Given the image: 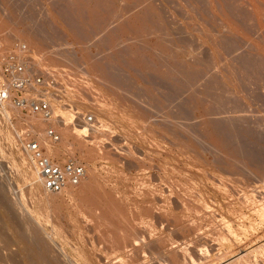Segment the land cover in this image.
I'll use <instances>...</instances> for the list:
<instances>
[{
    "label": "rangeland",
    "instance_id": "rangeland-1",
    "mask_svg": "<svg viewBox=\"0 0 264 264\" xmlns=\"http://www.w3.org/2000/svg\"><path fill=\"white\" fill-rule=\"evenodd\" d=\"M97 1L0 0V22L19 35L17 44L29 41L30 61L42 63L30 74L53 75L55 89L46 98L56 129L70 126L76 144L69 148L77 150L85 139L91 153L85 152L84 162L78 151L66 159L82 161L105 194L113 195L114 218L121 223L92 220L86 212L94 203L80 197L74 204L69 192L47 203L32 198L33 185L24 178L29 171L18 160L25 154L20 136L35 141L25 122L31 113L23 111L0 121L9 135L0 151V189L6 195L0 205L16 214L11 199L23 201L37 221L35 238L44 240L38 247L47 251L46 264H184L170 249L186 251L187 264H264L262 6L253 0L259 6L254 19L237 0H216L214 6L205 0ZM88 10H95L92 22ZM221 18L232 26L231 34ZM101 68L112 86L95 77H107ZM79 113L94 116V123L80 116L77 124ZM3 210L0 264H25ZM17 222L22 229L21 218Z\"/></svg>",
    "mask_w": 264,
    "mask_h": 264
},
{
    "label": "bare ground",
    "instance_id": "bare-ground-1",
    "mask_svg": "<svg viewBox=\"0 0 264 264\" xmlns=\"http://www.w3.org/2000/svg\"><path fill=\"white\" fill-rule=\"evenodd\" d=\"M89 1V3H91L92 2V0H88ZM95 1H97V0H95ZM105 1V0H104ZM107 1V0H106ZM205 1H207L208 2V4L210 5H213L214 3H215V1L216 0H205ZM237 1H239V2H243V3H245V4H242V2L241 3H239L238 5L239 6H241V7H243L244 8V10L247 12V13H249V16H252L254 19H256V18H258L259 19V12H258V8H259V6H256V4H255V1H253V0H237ZM258 1V3L260 4V6H262V8L260 7V9H263L264 10V0H256V2ZM83 2H84V0H83ZM97 2H99V0L97 1ZM111 2V1H110ZM109 2V3H110ZM135 2V1H134ZM218 2V1H217ZM216 2V3H217ZM81 3V2H80ZM85 3H87L86 2V0H85ZM104 3V2H103ZM131 3V2H130ZM188 3V2H187ZM58 4V3H57ZM84 4V3H83ZM99 4V3H98ZM101 4H102V1H101ZM106 4H108V3H106ZM191 4V3H190ZM207 4V3H206ZM221 4V3H220ZM233 4V3H232ZM80 5V4H79ZM86 5V4H85ZM218 5V4H217ZM93 6V5H92ZM97 6V5H96ZM183 6V5H182ZM181 6V7H182ZM208 6V5H207ZM214 6V5H213ZM213 6H211V7H213ZM220 6V5H219ZM85 7V6H84ZM209 7V6H208ZM210 7V8H211ZM222 7V6H221ZM235 7V6H234ZM258 7V8H257ZM93 8V7H92ZM206 8V7H205ZM214 8V7H213ZM227 8V7H226ZM225 8V9H226ZM80 9V8H79ZM87 9H88V7H87ZM87 9H85V10H87ZM145 9V8H144ZM143 9V10H144ZM215 9V8H214ZM218 9V8H217ZM95 10H96V8H95ZM95 10H91L92 11V13L93 12H95ZM211 10V9H210ZM222 11H223V9H221ZM229 10V9H228ZM91 11H87L86 13V15H88V17H89V19L88 20H90L91 21V19H93V17L95 16L94 14H92L91 13ZM145 11H146V9H145ZM144 11V12H145ZM214 11V10H213ZM220 11V10H219ZM260 11V10H259ZM109 12V11H108ZM144 12H142V14L144 13ZM150 12V11H149ZM147 13V14H150V13ZM224 12V11H223ZM264 12V11H263ZM263 12H261V13H263ZM67 13V12H66ZM97 13V12H96ZM111 13V12H110ZM186 13V12H185ZM201 13V12H200ZM208 13H210V12H208ZM211 13H212V15H213V13L214 12H212L211 11ZM245 13V12H244ZM215 14V13H214ZM219 14V13H218ZM224 14H225V12H224ZM224 14H222V15H224ZM228 13H226V15H227ZM77 15V14H76ZM85 15V14H84ZM131 15V14H130ZM139 15V14H138ZM150 15H152V12H151V14ZM221 15V16H222ZM243 15V14H242ZM261 15V14H260ZM263 15V14H262ZM140 16V15H139ZM139 16H136V18H138ZM141 16H146V15H141ZM140 16V17H141ZM153 16V15H152ZM214 17H215V15H213ZM220 16V15H219ZM225 16V15H224ZM87 17V18H88ZM135 17V16H134ZM133 17V18H134ZM139 17V18H140ZM148 17V16H147ZM154 17V16H153ZM213 17V18H214ZM217 17V16H216ZM228 17V16H227ZM235 17V16H234ZM237 17V16H236ZM251 17V18H252ZM124 18V17H123ZM127 18V17H126ZM138 18V19H139ZM160 18V17H159ZM219 18V17H218ZM154 19V18H153ZM227 19V18H226ZM253 19V20H254ZM261 19V18H260ZM128 20H130V19H128ZM140 20V19H139ZM144 20H145V18H144ZM217 20V19H216ZM218 20H220V23L222 24V26L224 27V29L226 30V28H227V30L226 31H229L228 33H230L231 34V31H234L233 30V28H232V26L231 25H228L227 24V22L226 21H224V19L223 18H221V19H218ZM228 20H229V18H228ZM227 20V21H228ZM262 20V24L264 23V21H263V19H261ZM260 20V21H261ZM72 21V20H71ZM89 21V23L91 24V22ZM123 21V20H122ZM122 21H121V23H122ZM124 21H126V20H124ZM131 21V20H130ZM132 21H135V18L132 20ZM141 21H143V20H141ZM155 21V20H154ZM136 22H137V20H136ZM156 22V21H155ZM229 22V21H228ZM255 22H257V20L255 21ZM4 23V22H3ZM3 23H1L0 22V41L2 42V44L4 45V49H3V51H2V53H4V52H8V51H13L14 49H16V52H17V55H18V57L22 60V61H25V63H26V66H27V73L30 75V73L34 70L33 68H35V70H36V68H38V67H40L41 66V64H40V62H38V61H36V62H33V61H30V58L28 59L27 57H26V55L27 56H30V55H28L27 53L29 52V46H30V43H29V41H27L26 40V48H27V50H25V51H23V50H21V48H19L18 47V45H17V43H16V40L18 41L19 39H18V36L19 35H17V33H13V31H7L6 30V28H5V25L3 24ZM128 23V22H127ZM126 23V24H127ZM145 23H147V20L145 21ZM144 23V25L146 26V24ZM150 23V22H149ZM200 23V22H199ZM219 23V24H220ZM230 23V22H229ZM94 25L95 24H97L96 22L95 23H93ZM124 24V23H123ZM129 24V23H128ZM135 24V23H134ZM220 24V25H221ZM236 24V23H235ZM262 24H260V22L258 21V26H257V28L259 29V26H261ZM93 25V26H94ZM97 25H99V24H97ZM131 25V24H130ZM256 25V24H255ZM96 26V25H95ZM143 26V25H142ZM262 26H264V24L262 25ZM77 27H80V26H77ZM149 27V26H148ZM27 28V27H26ZM81 28V27H80ZM211 28V27H210ZM260 28H262V27H260ZM243 29V28H242ZM241 29V30H242ZM263 29V28H262ZM80 30V29H79ZM107 30V29H106ZM130 30V29H129ZM141 30V29H140ZM261 30V29H260ZM146 31V30H145ZM8 32V33H7ZM13 34H12V33ZM18 32V31H17ZM86 32V31H85ZM148 32V31H147ZM225 32V31H224ZM235 32H236V30H235ZM79 33V32H78ZM27 34V33H26ZM25 34V35H26ZM21 35V34H20ZM39 35V34H38ZM135 35V34H134ZM24 36V35H23ZM22 36V37H23ZM75 36V35H74ZM27 37V36H26ZM32 36H30V38H31ZM35 37H37L36 35H35ZM214 37V36H213ZM227 37V36H226ZM225 37V38H226ZM246 37V36H245ZM21 38V37H20ZM30 38H28V39H30ZM82 39V38H81ZM218 39V38H217ZM31 40V39H30ZM226 40V39H225ZM256 40V39H255ZM259 40V39H258ZM25 41V40H24ZM40 40H38V42H39ZM170 41V40H169ZM202 41V40H201ZM260 41V40H259ZM102 42V41H101ZM247 42V41H246ZM32 44V43H31ZM40 44V43H39ZM250 44V43H249ZM17 45V46H16ZM114 46V45H113ZM255 46V45H254ZM154 48V47H153ZM79 49V48H78ZM168 50V49H167ZM57 51V50H56ZM62 51V50H61ZM60 51V52H61ZM59 52V53H60ZM63 52H64V50H63ZM261 52V51H260ZM2 53H0V55L2 54ZM31 53V52H30ZM72 53V52H71ZM127 53H129V52H127ZM133 53V52H132ZM135 53V52H134ZM250 53V52H249ZM32 54H33V52H32ZM54 54H55V52H54ZM130 54V53H129ZM182 54V53H181ZM214 54V53H213ZM222 54V53H221ZM52 55V54H51ZM59 55V54H58ZM65 55V59H68L66 56V54H64ZM130 55H132V54H130ZM134 55V54H133ZM132 55V56H133ZM150 55V54H149ZM53 56V55H52ZM52 56H50L51 58H52ZM91 56H92V54H91ZM163 56H165V55H163ZM166 56H168V55H166ZM194 56V55H193ZM59 58H60V56H58ZM127 56H125V58H126ZM150 57V56H149ZM148 57V58H149ZM152 57V56H151ZM62 58V57H61ZM60 58V59H61ZM122 58V57H121ZM124 58V57H123ZM129 58V57H128ZM131 58V57H130ZM133 58V57H132ZM135 58V57H134ZM263 58H264V56H263ZM255 59V58H254ZM39 60V59H38ZM50 60V59H49ZM53 60V59H52ZM56 60H58V59H56ZM56 60H55V62H56ZM91 60H92V58H91ZM123 60H126V59H123ZM135 61H136V59H135ZM53 62V61H52ZM84 62H85V60H84ZM54 63V62H53ZM52 63V64H53ZM87 63V62H86ZM90 63H91V61H90ZM102 63V62H101ZM130 63V62H129ZM44 64V63H43ZM138 64V63H137ZM58 65H59V63H58ZM77 65V64H76ZM131 66H132V64H130ZM136 65V64H135ZM230 65V64H229ZM48 66H50V65H48ZM47 66V67H48ZM52 66V65H51ZM50 66V67H51ZM104 66V65H103ZM102 66V67H103ZM133 66H134V64H133ZM189 66V65H188ZM191 66V65H190ZM89 67V66H88ZM156 67V66H155ZM198 67V66H197ZM94 68V67H93ZM94 69H96V68H94ZM104 70V68H101V72H100V74H102V73H104L105 74V76H107L108 77V75L106 74L107 72L106 71H104L103 72V70ZM238 69V68H237ZM253 69V68H252ZM45 70H48V69H45ZM71 70V69H70ZM88 70L89 69H87V73L89 74V72H88ZM100 70V69H99ZM193 70V69H192ZM195 70V69H194ZM260 70V69H259ZM92 72V71H91ZM94 72V71H93ZM106 72V73H105ZM174 73H175V70L173 71ZM194 72V71H193ZM49 73V72H48ZM57 73V72H56ZM98 73V72H97ZM173 73V74H174ZM178 73V72H177ZM235 73V72H234ZM61 75H62V73H60ZM80 74V73H79ZM93 74H95V73H93ZM90 75V74H89ZM111 75V74H110ZM184 75V74H183ZM53 76V75H52ZM102 76V75H101ZM101 76H96L95 75V77H99L98 79H99V81L101 82L102 80H103V82L104 81H106L105 79H107V81H108V79H110V77H104V78H102ZM231 76V75H230ZM258 76V75H257ZM234 77V76H233ZM100 78H102V79H100ZM64 80V79H63ZM67 80V79H66ZM113 80V79H112ZM252 80V79H251ZM262 80V79H261ZM111 80H109L108 81V84H109V82H110ZM62 82V81H61ZM78 82H80V81H78ZM64 83H65V81H64ZM77 83V82H76ZM107 82H105V84H106ZM231 83V82H230ZM102 84H104V83H102ZM130 84V83H129ZM247 84V83H246ZM62 85V84H61ZM75 85V84H74ZM80 85V84H79ZM109 85H111V84H109ZM131 85V84H130ZM112 86V85H111ZM110 86V87H111ZM117 86V85H116ZM132 86V85H131ZM54 87V86H53ZM83 87H85V86H83ZM108 87V86H107ZM239 87V86H238ZM78 88H79V86H78ZM80 88H81V86H80ZM86 89V88H85ZM84 89V90H85ZM36 90V89H35ZM80 90V89H79ZM81 91V90H80ZM87 91H88V88H87ZM86 91V92H87ZM89 91H90V89H89ZM89 91H88V93H89ZM83 92V91H82ZM90 92H92V91H90ZM124 92V91H123ZM203 92V91H202ZM81 93V92H80ZM244 93V92H243ZM92 95V94H91ZM198 95V94H197ZM102 98V97H101ZM49 99H50V96H48L47 97V100H48V102L50 103V101H49ZM54 99V98H53ZM99 99V98H98ZM162 99V98H161ZM223 100V99H222ZM155 101V100H154ZM106 103V102H105ZM228 103V102H227ZM184 104V103H183ZM193 105V104H192ZM240 105V104H239ZM50 106H51V104H50ZM0 107H1V109H0V121H2V120H8V119H10L12 116H14V115H18V116H21V115H19L20 114V112H21V110L18 108V107H16V105L14 104V103H12V101H8V102H6L5 104H3V105H0ZM239 108V107H238ZM51 111H52V116H51V118H46L43 114H41V113H31V115L29 114L28 116H26V118H25V122H27V124L26 125H28V127L30 128L29 129V133H28V135L30 134V137H31V139L33 138V140H35V142H37V144L39 145V147L42 149V150H44V154L47 156V157H49V158H51V159H63L64 158V161L63 162H66V158H67V156L68 155H70V156H72L73 155V157H74V154L76 153V151H78V153H80V155H82V157L81 158H83L84 160H83V162L85 161V160H88V157H87V155L85 154V152H88L87 154H91V153H89L90 151H87L88 150V147L86 146V143H88V141L86 142V140L85 139H83L86 143H84V141L82 142V139H80L79 137H78V139H80L81 140V142L79 141V145H77L78 147H77V150H75V149H71V148H69L70 146H75V144L72 142L73 141V139L72 138H74L73 136H72V131L71 130H73V129H70V128H68V127H70V126H65V128L64 129H60V125H59V128L58 129H56V127H58L56 124V120H57V118L55 119L54 117H53V115H54V113H53V110H52V108H51ZM186 114V113H185ZM239 115V114H238ZM244 117V116H243ZM19 118H21V117H19ZM241 119V118H240ZM239 119V120H240ZM21 119H19V121H20ZM64 120V119H63ZM243 120V119H242ZM24 121V120H23ZM219 121H222V120H219ZM64 122H66L65 120H64ZM50 123H52L51 125H53L54 126V128L57 130V132H56V130L54 129V128H52L51 126L49 127V129H53L55 132H56V135H58V137H59V140L58 141H55L54 140V138H52V136H50V134H49V129L47 130L46 129V127H48L49 125L48 124H50ZM185 123V122H184ZM4 124H5V122H4ZM4 124H2V126L0 127V128H2L1 129V131H0V151L1 152H3V148H5L4 146L6 145L5 143H4V139L5 138H8L9 137V135H8V131H7V129H6V125H4ZM64 124H68V123H64ZM63 124V125H64ZM56 125V126H55ZM5 126V127H4ZM62 126V125H61ZM74 128V127H73ZM88 129V128H87ZM96 130V129H95ZM111 130V129H110ZM199 130V129H198ZM159 131V130H158ZM157 131V132H158ZM161 131V130H160ZM76 132V131H75ZM74 132V133H75ZM85 132H86V129H85ZM84 133V132H83ZM164 133V132H163ZM6 134L8 135V136H6ZM77 134V132L75 133V135ZM80 134V133H79ZM86 134H88V132L86 133ZM155 134H157V133H155ZM193 134V133H192ZM25 135V134H24ZM23 134L20 136V141L22 142V144H23V151H24V155L23 156H21L20 154V156L18 157V160L20 161V163H21V165H25V167H27V169L26 170H28L29 171V174H28V172L27 173H25L24 174V178L27 180V181H29L30 183H32V189H34V191L31 189V191H29V192H31V196H32V198L33 197H39V198H37V199H39L42 203H44V202H46L47 203V201H49L50 202V200L51 201H55L56 200V198H58V197H60V195H61V197H63V193H66V192H69V193H71V201H73V203L75 202V201H78V199L80 200V197H81V199H82V202H83V199H85L86 201H90V203L91 202H93L94 203V209H92L91 211H87L86 213H88V212H91L89 215H91V219L92 220H94V221H97V222H99V223H101V222H105L106 224H109V225H107V226H110V223H112V222H110L109 223V221H112V220H110V219H118L119 217H117V218H114L116 215H115V213H113V210H115L116 209V204H115V200H113L111 197L113 196H108V195H106L105 194V192H104V190H102V185H100L99 184V182L97 181V178H95V176L93 175V174H91V172H89V170H88V167H86V169H85V176L83 177V179L81 180V182L77 185V186H70V187H68V188H66V189H64L62 192H59V193H52V192H49V191H47V190H45V192H46V194H43V189H42V187H43V185H42V183H41V181H40V177H39V173H38V170H37V168H36V164H35V162H34V160L32 159V157H31V154L27 151V149H26V145H27V143L29 142V141H27V138L26 139H24V136ZM74 135V134H73ZM74 135V136H75ZM195 135V134H194ZM78 136V135H77ZM82 136V135H81ZM3 137H4V139H3ZM27 137V136H26ZM85 137H87L86 135L85 136H83V138H85ZM3 139V140H2ZM94 139V138H93ZM99 139V138H98ZM7 140V139H6ZM227 140V139H226ZM75 141H77V140H75ZM74 141V142H75ZM92 141H94V140H92ZM19 143V142H18ZM59 144V145H58ZM8 145V144H7ZM89 145V144H88ZM58 146V147H57ZM216 146V145H215ZM73 148V147H72ZM216 148V147H215ZM9 149V148H8ZM71 149V150H70ZM221 149V148H220ZM13 150V149H12ZM74 150V151H73ZM7 151V153H8V151L9 150H6ZM95 151V150H94ZM109 152V151H108ZM157 152V151H156ZM221 152V151H220ZM10 153V152H9ZM13 153V152H12ZM94 153V152H93ZM6 154V153H5ZM4 154V155H5ZM14 155V154H13ZM97 155H100V154H97ZM8 156H10V154L8 155ZM90 156V155H89ZM92 156V155H91ZM96 156V155H95ZM12 157V156H11ZM14 157V156H13ZM91 158V157H90ZM95 158V157H94ZM26 160H28V161H30V163H31V165H33V167L30 165H28V161H26ZM164 160V159H163ZM225 160V159H224ZM246 161V160H245ZM81 163H82V161H80ZM115 162V161H114ZM15 163V162H14ZM86 163V162H85ZM64 164V163H63ZM83 164V163H82ZM88 163H86V165H87ZM91 164V163H90ZM205 164V163H204ZM18 165H20V164H18ZM17 166V165H16ZM29 167H32L31 169L29 168ZM35 167V168H34ZM94 167V166H93ZM35 169V170H34ZM25 170V169H24ZM95 171V170H94ZM201 172V171H200ZM189 173V172H188ZM94 174H96V173H94ZM159 174V173H158ZM99 179V178H98ZM216 180V179H215ZM169 182V181H168ZM170 183V182H169ZM235 185V184H234ZM44 188V187H43ZM78 189V190H77ZM79 189H80V191H79ZM32 192H34V194H32ZM48 193V194H47ZM68 193V194H69ZM9 194V193H8ZM144 194V193H143ZM25 195V194H24ZM24 195H22V196H24ZM45 195V196H44ZM111 195V194H110ZM26 196V195H25ZM67 196V195H66ZM5 197H6V195H5V192L3 191V190H1L0 189V202H3L4 201V199H5ZM182 198V197H181ZM259 198V197H258ZM11 199V198H10ZM20 199H18V200H16V198H15V200L14 199H11V202H10V207L12 208H15V212H16V214H14V213H12L11 212V210H10V208H7V206L5 205V207H3L2 205H0L1 206V209L4 211V214H5V216H6V218H7V220H8V226H7V230L9 231V232H11L12 234H13V238H14V242L17 244L18 243V246H19V251L20 252H22V254H24L25 256H24V259L26 260V263L25 264H46L47 262H46V260L44 259L45 257H44V255H45V253L47 252H44L43 253V250L42 251H40L39 250V247H38V244H39V242H41L42 241V244H43V239L41 240V239H39V241L37 240V237L35 238V236L37 235V231L35 230V224H37V221L35 222V220L34 219H32V218H30L29 216H28V213H29V211H27L28 209H26V205L23 203V201L22 202H20L19 201ZM23 200H24V198H23ZM5 202V201H4ZM26 203H27V200H26ZM58 203V202H57ZM86 203V202H85ZM56 203H54V205H55ZM59 204V203H58ZM57 204V205H58ZM75 204V203H74ZM79 204V203H78ZM86 204H88V203H86ZM51 205V204H50ZM61 205V204H60ZM79 206V205H78ZM80 206H82V205H80ZM84 206V205H83ZM83 206H82V208H83ZM116 206V207H115ZM3 207V208H2ZM34 207V206H33ZM76 207V206H75ZM88 207V206H87ZM86 207V208H87ZM93 207V206H92ZM185 207V206H184ZM246 207V206H245ZM28 208H30L31 209V207H29V204H28ZM89 208V207H88ZM7 212H6V211ZM145 210V209H144ZM190 210V209H189ZM98 211H100V212H102L101 214H100V212H98ZM6 212V213H5ZM85 212V211H84ZM98 212V213H97ZM159 212V211H158ZM35 213V212H34ZM33 213V214H34ZM122 214V213H121ZM155 214V213H154ZM32 215V214H31ZM36 215V214H35ZM34 215V216H35ZM115 215V216H114ZM160 215V214H159ZM168 215V214H167ZM33 216V217H34ZM84 217H85V215H84ZM89 217V216H88ZM17 218H21V220L23 221V223H21L22 225V229H20L19 228V226H18V222H17ZM124 218V217H123ZM123 218H122V216H120V219H122L123 220ZM148 218H150V217H148ZM187 218V217H186ZM36 219V218H35ZM88 219V218H87ZM127 220H128V218H126ZM126 219H124V220H126ZM90 220V219H89ZM88 220V221H89ZM91 220V221H92ZM119 220V219H118ZM123 220V222H125ZM131 220V219H130ZM2 222V221H1ZM38 222H39V220H38ZM117 222V221H116ZM119 222H120V220H119ZM128 222V221H127ZM121 223V222H120ZM126 223V222H125ZM140 223V222H139ZM170 223V222H169ZM102 224V223H101ZM104 224V223H103ZM113 224H115V222L113 223ZM136 224V223H135ZM138 224V223H137ZM148 224V223H147ZM98 225V224H97ZM116 225H117V223H116ZM99 226H100V224L98 225V228H99ZM107 226H105L106 228H107ZM123 226V225H122ZM139 226H141V225H139ZM150 226V225H149ZM152 226V225H151ZM103 227V226H102ZM111 227H113V226H111ZM96 228V227H95ZM118 228V227H117ZM126 228H127V226H126ZM105 229V228H104ZM148 229V228H147ZM186 229V228H185ZM103 230V229H102ZM114 230V229H113ZM112 230V231H113ZM116 230H118V229H116ZM121 230V229H120ZM8 231H6V232H8ZM100 231V230H99ZM106 231H108V230H106ZM101 232H103V231H101ZM111 232V231H110ZM154 232V231H153ZM96 233V232H95ZM113 233H114V231H113ZM113 233H112V236H113ZM102 234V233H101ZM1 235V234H0ZM38 235H40V234H38ZM103 235V234H102ZM102 235H101V237H102ZM106 235V234H105ZM111 235V234H110ZM116 235V234H115ZM9 236H11V235H9ZM109 236V235H108ZM118 236H120V235H118ZM232 236V235H231ZM2 237V236H1ZM44 237V236H43ZM114 238L116 237V236H113ZM112 237V238H113ZM129 237V236H128ZM128 237H127V239H128ZM109 238V237H108ZM107 238V239H108ZM123 238H125L124 236H123ZM122 238V239H123ZM102 239H103V237H102ZM105 239V238H104ZM117 239V238H116ZM116 239H114V240H116ZM133 239V238H132ZM131 239V240H132ZM163 239V238H162ZM5 240V239H4ZM31 240V241H30ZM38 242H37V241ZM41 240V241H40ZM109 240V239H108ZM120 240V239H119ZM124 240H126V239H124ZM107 241V240H106ZM110 242L112 241L111 239L109 240ZM108 241V242H109ZM163 241V240H162ZM161 241V242H162ZM6 242V241H5ZM131 242V241H130ZM129 242V243H130ZM134 242V241H133ZM112 243V242H111ZM115 243V242H114ZM123 243V242H122ZM128 243V244H129ZM125 244V243H124ZM127 244V243H126ZM160 244V243H159ZM40 245V244H39ZM45 245V244H44ZM43 245V246H44ZM47 245H49V244H47ZM114 245V244H113ZM116 246L118 245V243L117 244H115ZM41 246V245H40ZM50 246H51V244H50ZM49 246V247H50ZM119 246V245H118ZM134 246V245H133ZM45 247H48V246H46L45 245ZM44 247V248H45ZM120 247V246H119ZM131 247V246H130ZM42 248V247H41ZM51 248V247H50ZM50 248H49V250H50ZM126 248H127V246H126ZM136 248V247H135ZM5 249L6 250H11V244H6L5 243ZM48 249V248H47ZM52 249V248H51ZM109 249V248H108ZM53 250V249H52ZM120 250H121V248H120ZM125 250V249H124ZM171 250V252L173 253L172 255H174V254H177V255H179L178 257H182V259H183V261H184V264H187V260H186V258H187V253H186V251H184V250H177V249H173V251H172V249H170ZM205 250V249H204ZM29 252H31L32 253V256H31V254L29 253ZM52 252V251H51ZM48 253H50L49 251H48ZM139 253V252H138ZM199 255H200V257H204L205 256V251H203V250H201V251H199ZM54 254V253H53ZM57 254V253H56ZM176 255V256H177ZM198 255V256H199ZM210 255V254H209ZM52 256V255H51ZM54 256V255H53ZM56 256V255H55ZM175 256V255H174ZM197 256V257H198ZM69 257V256H68ZM47 258H48V256H47ZM46 258V259H47ZM52 258V257H51ZM58 258V257H57ZM177 258V257H176ZM193 258V257H192ZM56 259V258H55ZM190 260H191V258H189ZM201 259V258H200ZM134 260V259H133ZM174 260H176V259H174ZM179 260V259H178ZM193 260V259H192ZM49 261V260H48ZM93 261V260H92ZM178 262V261H177ZM181 262H182V260H181ZM180 262V263H181ZM193 262H194V260H193ZM203 262V261H202ZM123 263V262H122ZM121 263V264H122ZM199 264V263H198Z\"/></svg>",
    "mask_w": 264,
    "mask_h": 264
},
{
    "label": "built area",
    "instance_id": "built-area-1",
    "mask_svg": "<svg viewBox=\"0 0 264 264\" xmlns=\"http://www.w3.org/2000/svg\"><path fill=\"white\" fill-rule=\"evenodd\" d=\"M17 45L21 50H27L25 44ZM3 49L4 45L0 41V53ZM26 68L25 61L18 57L16 49L0 55V105L12 101L23 112L41 113L51 118V106L46 96L55 89L54 77L35 72L29 75ZM80 116L87 123H94V116L79 113L75 119L77 124ZM49 134L55 141L59 140L53 130H49ZM26 149L36 164L44 189L49 192L59 193L70 186H77L85 176V167L77 160L68 159L64 164H58L47 157L35 141H29Z\"/></svg>",
    "mask_w": 264,
    "mask_h": 264
}]
</instances>
